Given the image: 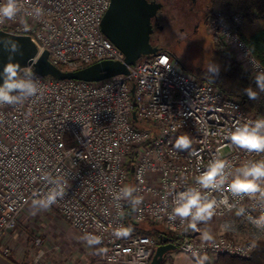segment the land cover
<instances>
[{
	"label": "built area",
	"instance_id": "1",
	"mask_svg": "<svg viewBox=\"0 0 264 264\" xmlns=\"http://www.w3.org/2000/svg\"><path fill=\"white\" fill-rule=\"evenodd\" d=\"M17 15L0 19V30L30 35L38 47L34 62L47 49L50 61L62 69H77L103 59L125 60V54L102 31L111 0H16ZM42 9L40 16L33 9ZM215 33L253 75L264 65L241 37V13L229 24L221 13L208 18ZM31 69L41 90L16 104H0V245L16 229L20 214L33 199L53 185L42 177L60 178L64 195L50 208L82 236L100 237V260L106 264H150L158 246L156 237L114 229L148 221L163 226L177 239L176 249L193 256L232 255L248 259L264 240L252 218L264 215L260 193L233 195L227 184L220 190H202L219 201L227 195L228 209L219 205L210 219L226 231L202 240L200 227L187 220L169 219L175 192L195 187V176L215 156L233 167L264 158L227 138L229 129L264 116L241 100L186 71L168 51L142 56L129 73L99 81L58 79ZM188 136L187 150L175 147ZM264 186V181H261ZM126 185L141 198L135 208L127 199L113 197ZM238 208L245 211L236 214ZM229 225V227H225ZM187 229V230H186ZM44 242L37 238L36 244ZM3 253H10L9 247Z\"/></svg>",
	"mask_w": 264,
	"mask_h": 264
},
{
	"label": "clouds",
	"instance_id": "2",
	"mask_svg": "<svg viewBox=\"0 0 264 264\" xmlns=\"http://www.w3.org/2000/svg\"><path fill=\"white\" fill-rule=\"evenodd\" d=\"M18 12L16 0H0V19H13ZM35 16L42 14V9L35 7L33 9ZM10 48L13 52L18 50V44L11 43ZM208 73L216 77L220 72V66L216 63H209ZM0 104H16L27 98L34 97L40 93L41 86L39 79L34 76L32 70L26 69L21 74L18 62L9 61L0 71ZM256 88L264 92V71H260L255 76ZM245 93L249 99L255 100L258 92L252 87H248ZM227 138L230 142L248 152L264 153V118H259L251 122L239 124L227 132ZM190 139L188 136H179L175 141V147L180 150L190 148ZM53 185L49 191L36 199H33V206L48 208L56 203L59 197L64 195V185L60 178L49 176L42 177ZM264 158L245 161L238 166L233 167L225 159L218 156L213 157L199 174L195 176V187H188L175 192L172 201L169 219L175 220L177 217L181 221L187 220V228L196 230L199 224L207 222L213 215L219 205H224L228 209L236 207L234 203L229 202L227 195L219 201L210 199L207 192L202 190H220L227 184L233 195L247 194L249 196L260 193L264 196ZM136 189L131 185L122 187L113 194L114 199H127L133 208L141 203V198L134 196ZM245 210L238 208L237 215ZM252 223L258 228H264V215L252 218ZM229 227V225H225ZM187 230V229H186ZM130 229L121 225L114 229V235L117 237H126ZM202 240L212 239L208 231L201 232ZM84 239L89 245L99 244L100 237L92 234H86ZM197 256L196 252L192 253ZM207 256H199L196 264H205Z\"/></svg>",
	"mask_w": 264,
	"mask_h": 264
},
{
	"label": "water",
	"instance_id": "3",
	"mask_svg": "<svg viewBox=\"0 0 264 264\" xmlns=\"http://www.w3.org/2000/svg\"><path fill=\"white\" fill-rule=\"evenodd\" d=\"M162 5L161 2L148 0H111L103 16L101 28L123 51L125 60L103 59L77 69H62L53 64L47 49L34 62L38 47L30 35L0 30V71L11 60L19 63L20 70L34 63L36 72L58 79L99 81L117 74L129 73V66L136 64L142 56L153 55L160 50V47L151 42V35L152 18L157 17ZM13 42L18 44V50L15 52L10 48ZM175 249L176 245H158L150 264H160L165 254Z\"/></svg>",
	"mask_w": 264,
	"mask_h": 264
},
{
	"label": "rangeland",
	"instance_id": "4",
	"mask_svg": "<svg viewBox=\"0 0 264 264\" xmlns=\"http://www.w3.org/2000/svg\"><path fill=\"white\" fill-rule=\"evenodd\" d=\"M209 1L198 0L196 4L191 0L165 2L161 21L165 28L159 31L165 41L160 47L176 53V56L189 68L207 67L211 62L224 67L223 59L214 43L215 36H219L208 18L206 24L196 32L191 25L186 24L187 16L192 15L195 18L197 16L191 7L204 9L205 3L208 4ZM8 235L15 240L17 247L23 249L25 255H36L40 260L44 259L43 257L45 259L49 256L55 257L56 254L63 257L69 253L78 255L81 253L74 240L77 241L82 236L62 215L50 207L40 208L29 204L20 214L16 229L6 234ZM37 238L44 240L43 245L36 244Z\"/></svg>",
	"mask_w": 264,
	"mask_h": 264
},
{
	"label": "trees",
	"instance_id": "5",
	"mask_svg": "<svg viewBox=\"0 0 264 264\" xmlns=\"http://www.w3.org/2000/svg\"><path fill=\"white\" fill-rule=\"evenodd\" d=\"M208 5L209 16L221 13L229 24L232 22L234 14L241 13L243 15V22L239 27L241 37L246 41L253 55L264 65V0H210ZM214 43L224 64V67H220V72L216 77L208 73L207 67L189 68L181 61L183 68L201 79L208 80L226 95L241 100L250 110L264 116V92H260L256 88L255 75L251 74L242 62L236 59L230 46L223 38L215 36ZM160 50L168 51L176 56V53L170 50L164 48H160ZM248 87H252L258 92L255 100L249 99L245 93L244 90ZM129 229L132 233L156 237L158 245H176L178 242V239L169 230L148 221L139 224L130 223ZM176 250L168 251L160 264H164L168 256ZM218 261L223 264H264V240L257 242L254 255L251 258L222 255Z\"/></svg>",
	"mask_w": 264,
	"mask_h": 264
},
{
	"label": "crops",
	"instance_id": "6",
	"mask_svg": "<svg viewBox=\"0 0 264 264\" xmlns=\"http://www.w3.org/2000/svg\"><path fill=\"white\" fill-rule=\"evenodd\" d=\"M199 235L202 231H208L212 237H216L226 229L222 226L219 220L209 219L200 227ZM44 243V242H43ZM42 243V245H43ZM74 243L79 246L81 253H69L67 256L61 257L56 254L55 257L49 256L45 259H39L36 255L28 256L24 254L23 249L16 246L15 240L8 236L2 239L0 245V264H100L98 248L96 245H89L84 237H79ZM41 246V245H40ZM9 247L10 253H3V248ZM32 251V250H31ZM205 264H223L218 261V258L207 256ZM42 258V257H41ZM197 258L185 254L180 251L172 252L164 264H196ZM102 264V263H101Z\"/></svg>",
	"mask_w": 264,
	"mask_h": 264
},
{
	"label": "flooded vegetation",
	"instance_id": "7",
	"mask_svg": "<svg viewBox=\"0 0 264 264\" xmlns=\"http://www.w3.org/2000/svg\"><path fill=\"white\" fill-rule=\"evenodd\" d=\"M150 2L156 1L161 2L163 5L157 12V17L152 18L153 23V33L151 35V42L153 45L160 47V44L165 41V39L161 36V32L163 31L165 26L162 24V17L165 9V2L166 0H148ZM191 2H194L195 4L198 2V0H191ZM206 7L204 9L202 8H195L194 6L191 7V9L194 11L193 13L196 14L195 16L189 15L186 17V24L189 26L191 25L193 27V31L196 32L200 29V27L203 24H206L207 18H209V5L207 3ZM183 29V28H182ZM161 48V47H160Z\"/></svg>",
	"mask_w": 264,
	"mask_h": 264
}]
</instances>
